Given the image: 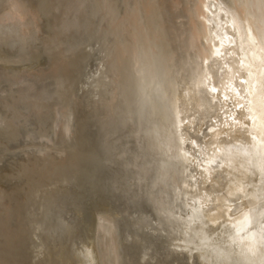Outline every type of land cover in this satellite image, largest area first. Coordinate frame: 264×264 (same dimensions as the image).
Returning <instances> with one entry per match:
<instances>
[{"label": "bare ground", "instance_id": "obj_1", "mask_svg": "<svg viewBox=\"0 0 264 264\" xmlns=\"http://www.w3.org/2000/svg\"><path fill=\"white\" fill-rule=\"evenodd\" d=\"M261 34L264 0H0V264H264Z\"/></svg>", "mask_w": 264, "mask_h": 264}, {"label": "water", "instance_id": "obj_2", "mask_svg": "<svg viewBox=\"0 0 264 264\" xmlns=\"http://www.w3.org/2000/svg\"><path fill=\"white\" fill-rule=\"evenodd\" d=\"M231 32L233 33L232 29H231ZM227 37H229V38H227ZM223 39L226 40V45H227L228 50H230L231 48H235V47L239 46V41L236 40L235 37L231 33H229L228 36L223 35ZM244 81L245 80H244L243 73L242 72L238 73L237 79H236L235 84H234L236 94L233 92H230L229 94L232 97H238L240 100H243V103H241V105L239 106L240 108H238V110H241L244 114H248L249 104L247 103V101H245V100H248V98L245 95L246 91L245 90H244L245 92L243 91V89L245 88V82ZM241 84L243 85L242 88H241ZM241 89H242V91H240Z\"/></svg>", "mask_w": 264, "mask_h": 264}, {"label": "snow or ice", "instance_id": "obj_3", "mask_svg": "<svg viewBox=\"0 0 264 264\" xmlns=\"http://www.w3.org/2000/svg\"><path fill=\"white\" fill-rule=\"evenodd\" d=\"M260 40H261L262 42H264V34H261V36H260ZM242 87H243V85L241 84V88H242ZM237 105H238V101H237L236 104H234L233 106H237ZM229 111H230V109H229ZM243 119H245V118H244V116H243V113L241 112V114L237 116V120H243Z\"/></svg>", "mask_w": 264, "mask_h": 264}]
</instances>
